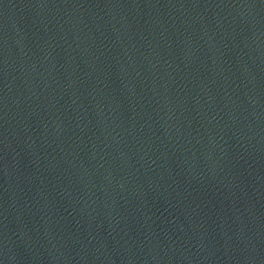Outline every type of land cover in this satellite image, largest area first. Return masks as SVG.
Listing matches in <instances>:
<instances>
[{
    "label": "water",
    "instance_id": "water-1",
    "mask_svg": "<svg viewBox=\"0 0 264 264\" xmlns=\"http://www.w3.org/2000/svg\"><path fill=\"white\" fill-rule=\"evenodd\" d=\"M0 264H264V0H0Z\"/></svg>",
    "mask_w": 264,
    "mask_h": 264
}]
</instances>
